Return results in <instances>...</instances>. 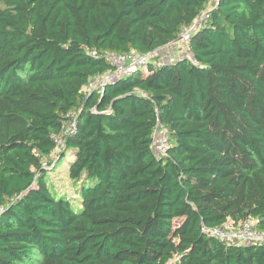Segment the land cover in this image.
<instances>
[{
    "label": "trees",
    "instance_id": "trees-1",
    "mask_svg": "<svg viewBox=\"0 0 264 264\" xmlns=\"http://www.w3.org/2000/svg\"><path fill=\"white\" fill-rule=\"evenodd\" d=\"M205 13L197 63L90 87ZM64 157L74 196L48 180ZM249 218L264 230V0H0V264H264L203 229Z\"/></svg>",
    "mask_w": 264,
    "mask_h": 264
},
{
    "label": "built area",
    "instance_id": "built-area-1",
    "mask_svg": "<svg viewBox=\"0 0 264 264\" xmlns=\"http://www.w3.org/2000/svg\"><path fill=\"white\" fill-rule=\"evenodd\" d=\"M208 16L209 15L205 13L190 28L185 29L182 37L186 42L189 41L190 33L192 29H194V27L206 21ZM177 41L178 39L174 40L167 46L168 47L172 46ZM188 48H189V45H188ZM173 49L167 48V50H165L163 55L161 56L162 59L160 60V62L165 61L167 57L173 56V54L181 50L179 48H176V49L173 48ZM155 52H151L145 55L139 54L135 50H132L126 53H113V52L108 53V59L111 61V63L115 65L116 68L113 71L109 70L102 77H98L95 80H93L90 87H93V86L98 87V86L104 85L107 82H111L115 80L117 77L121 75L127 74L128 72L134 70L136 67H139L145 64V62L148 60L149 57L154 56ZM179 53L180 54L178 56L181 57V52ZM93 54H96V51H94ZM183 55L189 56L194 63H197V60L190 53V49H186L183 52ZM73 125L74 124H72V126ZM72 126H70L69 129ZM57 141L61 145V139L58 136H57ZM169 145H170L169 134L166 128L164 127V125L158 122L157 130L155 132V140L153 144V149L158 155L161 156V155L166 154ZM256 222H257L256 219L249 218L239 223L237 226L234 225L233 222H227L224 226L204 227L203 229L206 233L215 235L216 237H219L220 239L225 240L227 242H234V243L264 242V230L258 228L256 225Z\"/></svg>",
    "mask_w": 264,
    "mask_h": 264
},
{
    "label": "rangeland",
    "instance_id": "rangeland-1",
    "mask_svg": "<svg viewBox=\"0 0 264 264\" xmlns=\"http://www.w3.org/2000/svg\"><path fill=\"white\" fill-rule=\"evenodd\" d=\"M183 34L184 32L180 35V39L178 38V41L173 44L172 46H165L159 50H157L155 52L154 55H157V56H162L164 51L167 50V48L169 49H173V48H179L181 49L179 52H181V56L183 55V52L186 50V49H189L188 48V42H186L184 39H183ZM174 50V49H173ZM176 52V51H175ZM179 52L173 54V56H169L166 58L165 61H173V60H176L177 57H179L178 55L180 54ZM191 53V52H190ZM173 58V59H172ZM162 58H160L159 60H161ZM144 65V64H143ZM142 66V65H141ZM139 66V67H141ZM138 68V67H136ZM135 68V69H136ZM100 80V79H99ZM96 82V81H95ZM69 129V128H68ZM49 159H53V160H56V158H54V155L49 157ZM45 166H48L46 163H45ZM67 166H68V162L66 160V158H62L58 165L55 164L54 166L52 165L50 169H53L51 170L49 173V176H48V180L50 181V183L52 185H55L57 187H61V189H63L64 191L68 192L69 195L71 196H74L75 193H76V188L75 187H70L68 185H66V182H67ZM69 179V178H68Z\"/></svg>",
    "mask_w": 264,
    "mask_h": 264
}]
</instances>
